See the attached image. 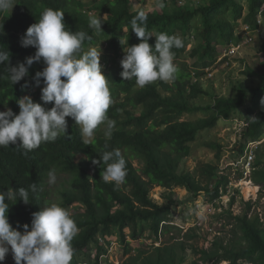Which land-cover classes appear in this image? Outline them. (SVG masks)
Listing matches in <instances>:
<instances>
[{
    "label": "trees",
    "instance_id": "obj_1",
    "mask_svg": "<svg viewBox=\"0 0 264 264\" xmlns=\"http://www.w3.org/2000/svg\"><path fill=\"white\" fill-rule=\"evenodd\" d=\"M92 1L95 4H85L80 0H13L12 9L0 12V50L9 53V61L0 63V111L11 109L18 115L20 108L17 101L26 95L46 109L53 106V103L44 104L41 100L43 79L39 86L34 79L35 73L43 70L38 67L43 59L34 61L28 69V75L16 84L10 83L7 71L9 67L25 62L27 57L35 54V47H23L21 38L46 8L64 12L67 29L84 31L91 37L83 42L82 52L87 46L96 43L99 37L105 39V48L112 50L105 57L106 68L103 71L108 78L113 101L107 115L108 119L114 121V127L104 129L106 133L110 132V137L100 131L102 124L94 131L92 138L83 137L75 120L66 117L67 134H60L53 142L42 143L27 155L18 145L0 147V191L6 192L8 188L18 190L20 187L29 190L30 202L25 204L22 199L10 201L7 212L9 223L21 232L24 231V224H28L31 229L32 214L42 209L49 173L67 175L58 189L57 204L64 209L74 203H81L84 207L82 212L68 211L79 228L78 235L71 242L74 248L71 264H99V255L105 253L99 234H117L129 252L131 248L125 240V228H128L130 238L136 241L145 231L155 236L159 231H181L169 223H163L170 220L171 207L170 204H156L148 197L149 190L154 186L167 189L185 187L192 196L202 192L213 197L218 195L221 180L216 179L210 190V183L218 172L217 166L211 163L201 165L199 178L189 171L178 172L179 162L189 155L191 143L198 131L215 127L221 117L228 118L230 113L243 107L249 99L247 123L242 130L243 140L237 152L242 154L247 143L258 141L264 134V71L255 86L240 83L236 97L217 98L212 105L190 107L189 99L204 92L197 83L191 82L185 63L179 61L186 54V41L183 40L184 47L172 49L175 53L173 63L178 69L176 79L173 82L157 80L140 88L134 79L124 80L120 75L123 71L121 60L125 55V47L121 48L120 45L123 33H126L124 38L127 46L141 42V38L131 30V20L139 11L130 10V0ZM263 5L264 0H247V10L243 15L242 5L236 0H209L207 5L199 8L203 24L201 41L187 55H197L199 64L208 66L222 52L223 48L218 44L228 43L232 38L233 25L223 14L232 9L236 13V20L241 18L242 22L255 26L257 14ZM90 11H93L91 15ZM96 13L106 14L99 34L89 27V16ZM145 14L148 31L155 30L154 35L165 33L175 36L177 31L187 33L189 22L197 12L176 6L170 14L165 9ZM155 41L156 37L152 36L148 43L154 47ZM159 88L166 94L162 95ZM136 109L140 110L139 114H134ZM200 111L205 113V117L194 121L180 120L183 113ZM85 139L90 144L85 145ZM115 149L120 150L126 161L127 175L119 187L114 182L105 183L101 179L106 167L102 161L99 165L92 163L93 159H100L103 152ZM134 161L140 165L138 168ZM259 164L258 160L254 165L257 167ZM257 171L254 170V179L264 182V171ZM33 183L37 185L35 193L29 189ZM236 219L247 244L224 248L216 256L213 253L217 249L202 250L201 260L204 263L214 259V264L223 260L235 264L238 259H245L253 264H264V237L257 217H247L245 214ZM92 250L96 251L91 258ZM159 253L161 255L156 260L150 257L145 259L151 264H167V249ZM135 258V255H130L125 264Z\"/></svg>",
    "mask_w": 264,
    "mask_h": 264
},
{
    "label": "rangeland",
    "instance_id": "obj_2",
    "mask_svg": "<svg viewBox=\"0 0 264 264\" xmlns=\"http://www.w3.org/2000/svg\"><path fill=\"white\" fill-rule=\"evenodd\" d=\"M80 1L85 4H95L92 0ZM236 1L242 5L244 15L247 10V0ZM208 2L209 0H130V10L161 12L165 9L169 14L176 9V6L196 10L197 14L190 20L187 33L177 31L175 34L186 41V54L179 61L185 63L191 75V82L195 81L204 92L189 99L190 107L212 105L217 98L236 97L240 83L255 86L259 75L264 71V5L257 16L263 23L258 32H253L252 40H248L247 35L243 34L245 24L242 19L236 20L235 11L230 9L223 14V17L233 25L232 38L228 43L218 44L223 49L216 61L202 67L199 64L200 61H197V55H187L201 41L200 34L203 24L199 8L207 5ZM91 14L92 12H89V15ZM92 16L101 17L102 20L106 18L104 13H96ZM152 33L155 34V30H152ZM125 34L123 33V38L120 40L121 48L126 45ZM121 41L125 42V45H122ZM245 41L248 43L245 44ZM93 47L98 51L101 49L100 64L103 72L106 68L105 57L111 54L112 50L105 48V39L102 37H99L96 43L87 46L84 52ZM230 47L231 53L228 52V61L218 60L224 56L223 50ZM45 66L43 61L38 63L41 69ZM206 68L211 70L212 76L207 75ZM158 90L162 95L166 94L160 88ZM248 106L249 99L243 107L230 113L228 118L221 117L215 127L198 131L196 139L191 143L189 155L181 158L179 162L178 172L189 171L197 178H199L198 170L201 165L211 163L217 166L218 172L210 183V190L216 179L221 180L218 195L213 197L202 192L197 196H192L185 187L175 186L167 189L154 186L149 190L148 197L156 204H170L171 207L170 220L163 223H169L180 228L181 231L175 229L170 233L159 231L157 236L145 231L136 241L130 238L129 230L125 228V240L131 248L129 252L126 251L125 243L116 236L117 234H99L100 243L105 248V253L99 255V264H125L130 255H135L136 258L126 264H151L145 258L150 257L156 260L161 255L159 252L166 249L169 253V257H166L167 264H194V262L214 264V259L204 263L201 260V251L217 249L216 253H213L216 256L222 253L224 248L236 245L237 247L245 246L247 241L244 240L236 219L237 216L245 214L247 217H257L264 237V182L256 181L253 177L254 170L255 172L264 171V134L258 141L247 143L242 154L237 152L239 143L243 140L241 134L247 123ZM139 112L138 109L134 110V114H139ZM201 117H205L204 112H188L183 113L180 120L194 121ZM101 128L100 131L106 133L104 129H107V124H102ZM249 154L252 155L250 159ZM258 160L260 164L257 168L254 164ZM134 165L137 168L140 166L136 161ZM53 173L56 180L54 183H49L50 178H48L42 207L58 203V189L67 177L62 173ZM248 183L255 189L245 190ZM66 210L71 213L82 212L84 207L81 203H74ZM95 251L92 250L91 258L95 255ZM0 264H15L10 246L9 252ZM218 264L233 263L230 260H223ZM235 264L253 263L238 259Z\"/></svg>",
    "mask_w": 264,
    "mask_h": 264
},
{
    "label": "clouds",
    "instance_id": "obj_3",
    "mask_svg": "<svg viewBox=\"0 0 264 264\" xmlns=\"http://www.w3.org/2000/svg\"><path fill=\"white\" fill-rule=\"evenodd\" d=\"M13 5V0H0V12L12 9ZM102 22L101 17L92 16L89 27L99 34ZM131 26L141 42L127 46L121 41L125 45V55L121 60L122 79H134L140 88L157 80L173 82L178 69L173 63L175 53L172 49L184 47L183 39L165 33L154 35L148 31L144 11L133 17ZM152 36L156 37L154 47L148 43ZM90 39L84 31L67 29L64 12L51 8H46L39 20L27 28L21 45L33 46L36 52L25 62L9 67L8 79L12 85L18 83L28 75L34 61L43 59L46 66L35 73L34 79L37 86L43 79L41 100L44 104L53 103V106L46 109L26 95L17 101L18 115L11 109L0 111V147L18 145L27 155L42 143L53 142L60 134H67L66 117L75 120L86 138H92L101 124L106 123L109 130L114 127V121L107 115L113 101L108 78L101 70V49L98 51L93 47L82 52L83 42ZM7 61L8 51L0 50V63ZM106 135L110 137V132ZM83 143L90 144L88 139ZM101 161L106 165L101 175L105 183L114 182L119 187L125 182L126 161L119 149L103 152L100 159H93L92 163L99 165ZM49 178V183L56 180L52 172ZM29 189L35 193L37 185L33 183ZM17 199L29 203V190L20 187L18 190L8 188L6 192L0 191V261H4L10 246L15 264H71L74 255L71 242L78 235L79 228L68 211L56 203L43 206L32 214L31 229L24 224L21 232L12 227L7 216L9 202Z\"/></svg>",
    "mask_w": 264,
    "mask_h": 264
},
{
    "label": "built area",
    "instance_id": "obj_4",
    "mask_svg": "<svg viewBox=\"0 0 264 264\" xmlns=\"http://www.w3.org/2000/svg\"><path fill=\"white\" fill-rule=\"evenodd\" d=\"M261 21H260V19H257V23H260ZM243 30V29H242ZM252 32H253V30H252V28H251V26L250 25H248V24H245V28H244V30H243V34H246L247 35V39L248 40H252ZM246 43L245 44H247L248 43V41H245ZM244 44V45H245ZM232 47V46H231ZM231 47L230 48H228V49H225V50H223V53H224V56L223 57H221V58H219L218 60H222V61H228V59H227V55H229L228 54V52L229 53H231ZM217 58V57H216ZM216 58H215V60L214 61H216ZM215 63V62H214ZM211 68V67H210ZM207 70H206V73H207V75L208 76H212V72H211V70H209L208 68H206ZM252 157V155L251 154H249V159ZM248 163H250V161L248 162Z\"/></svg>",
    "mask_w": 264,
    "mask_h": 264
},
{
    "label": "crops",
    "instance_id": "obj_5",
    "mask_svg": "<svg viewBox=\"0 0 264 264\" xmlns=\"http://www.w3.org/2000/svg\"><path fill=\"white\" fill-rule=\"evenodd\" d=\"M259 14H260V13H258L257 16H258ZM257 19H260V18H256V23H257ZM260 21H261V22H260V23H257L255 26H252V25H251V28H252V30H253L254 33H256V32L259 31V29H260V25L263 23L261 19H260ZM244 24H247V23L244 22ZM248 25H249V24H248ZM253 32H252V34H253ZM214 60H215V59H214ZM214 60H213V61H214ZM194 75H195V74H194ZM194 79H195V77H194ZM194 82H195V81H194Z\"/></svg>",
    "mask_w": 264,
    "mask_h": 264
},
{
    "label": "bare ground",
    "instance_id": "obj_6",
    "mask_svg": "<svg viewBox=\"0 0 264 264\" xmlns=\"http://www.w3.org/2000/svg\"><path fill=\"white\" fill-rule=\"evenodd\" d=\"M242 184H243V183H242ZM250 189L253 190V189H255V187H250V186H249V183H248V184H247V187H245V190H250Z\"/></svg>",
    "mask_w": 264,
    "mask_h": 264
}]
</instances>
